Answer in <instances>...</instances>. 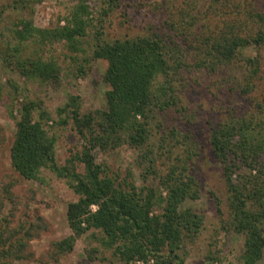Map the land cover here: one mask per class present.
<instances>
[{
	"label": "trees",
	"instance_id": "trees-1",
	"mask_svg": "<svg viewBox=\"0 0 264 264\" xmlns=\"http://www.w3.org/2000/svg\"><path fill=\"white\" fill-rule=\"evenodd\" d=\"M35 1L25 2L32 5ZM104 1L111 8L117 0ZM237 13L230 10V22H224L219 32L206 35L201 44L191 39L190 27L195 18L188 13H180L175 22L167 23L168 33L97 44L93 58L107 62L103 75V82L109 87L105 93L106 109L83 114L79 98H67L61 113L69 116L82 145L63 166L56 163L55 138L45 126L50 117L40 104L26 100L17 116L13 109L9 111L15 125L9 159L15 172L26 180L37 181L42 170H49L66 179L78 196L67 205L66 221L72 234L54 244L58 254L72 251L78 237L96 230L101 234V245L113 250L120 264L184 263L179 255L183 242H192L203 226L202 215L184 206L186 200L199 198V190L187 170L188 161L198 156L199 147L190 141L191 135H181L176 128L170 130L167 142L162 139L157 148L151 138L153 129L162 125L166 115L182 107L178 77L187 56L195 55L197 67L215 71L231 65L243 50L264 46V11L247 12L245 19ZM89 15L86 0H80L71 8L64 26L37 30L29 19L20 18L12 37L19 44L64 42L74 48L86 35ZM246 20L259 25L252 35H243V30L237 28ZM14 51L18 52L16 48ZM247 62L252 68V79L258 62L256 58H248ZM5 63L13 64L27 81L55 82L59 73L57 63L39 56L8 58ZM251 87L246 81L241 93H249ZM259 107L261 112L253 119H229L212 127L208 139L228 193V229L243 237L241 264H263L264 257V105ZM122 145L139 150L137 165L142 169L143 183L153 177L157 186L138 187L127 180L118 183L105 173L94 152L106 153ZM175 147H186L185 160L177 159L164 174H158L157 159L164 153L171 154ZM163 148L166 150L160 153L158 149ZM39 222L47 227L42 218L37 226ZM23 236L30 238L32 227L15 241L0 239V259H20L19 253L25 247Z\"/></svg>",
	"mask_w": 264,
	"mask_h": 264
},
{
	"label": "rangeland",
	"instance_id": "rangeland-1",
	"mask_svg": "<svg viewBox=\"0 0 264 264\" xmlns=\"http://www.w3.org/2000/svg\"><path fill=\"white\" fill-rule=\"evenodd\" d=\"M25 1L0 0V11H4L0 15V239L15 241L31 227L32 236H23L25 247L19 253L20 259L6 257L0 259V264H120L113 250L101 245V234L96 230L78 237L72 251L56 252L54 244L72 234L66 221V209L78 196L68 187L66 179L56 177L49 170H42L37 181L26 180L15 172L9 159L15 132L9 111L13 109V115L17 116L18 108L26 100L40 104L50 117L45 126L55 138L56 163L63 166L82 145L69 116L61 113L67 98L78 97L83 114L106 109L105 93L109 87L103 82V75L107 62L93 58L97 44L168 33L167 23L175 22L180 13L194 16L191 39L201 44L206 35L224 27V22L231 17L230 10L240 12V18L245 19L247 12L264 11V0H117L111 8L104 0H86L90 12L86 35L74 48L64 42L19 44L12 37V31L20 18L29 19L37 30L62 27L71 8L80 0H37L32 5ZM237 28L243 30V35H252L259 25L246 20ZM28 56L57 63V80L27 81L13 64L5 63L8 58L16 60ZM194 56H187L178 77L182 107L166 115L162 125L153 129L151 141L157 148L162 139L167 142L170 130L176 128L181 135H191L190 141L199 147L198 156H192L187 166L199 190V198L186 200L184 206L202 215L203 226L192 242H183L179 252L183 264H241L243 237L228 229V193L208 139L211 128L219 123L259 116V106L264 105V46L243 50L231 65L215 71L197 67ZM248 58H256L258 62L252 79H249L252 68ZM246 81L252 87L249 93L243 94L241 88ZM34 116L37 118V113ZM185 149L175 147L171 154L156 158L157 173L164 174L177 159L185 160ZM158 150L162 153L166 149ZM94 155L105 173L118 183L127 180L138 187L158 185L153 177L143 183L144 175L137 165L139 150L122 145L106 153L95 151ZM78 170L82 171V167ZM39 218L46 228L40 222L36 225Z\"/></svg>",
	"mask_w": 264,
	"mask_h": 264
},
{
	"label": "built area",
	"instance_id": "built-area-1",
	"mask_svg": "<svg viewBox=\"0 0 264 264\" xmlns=\"http://www.w3.org/2000/svg\"><path fill=\"white\" fill-rule=\"evenodd\" d=\"M92 209H93V210H95V208H94V207H92Z\"/></svg>",
	"mask_w": 264,
	"mask_h": 264
}]
</instances>
